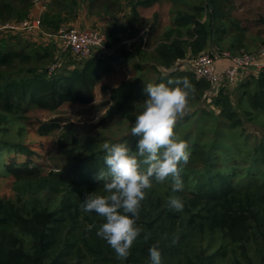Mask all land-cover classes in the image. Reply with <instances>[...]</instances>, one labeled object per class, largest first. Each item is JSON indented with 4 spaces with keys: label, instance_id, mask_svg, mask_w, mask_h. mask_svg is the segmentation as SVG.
Listing matches in <instances>:
<instances>
[{
    "label": "trees",
    "instance_id": "trees-1",
    "mask_svg": "<svg viewBox=\"0 0 264 264\" xmlns=\"http://www.w3.org/2000/svg\"><path fill=\"white\" fill-rule=\"evenodd\" d=\"M154 1L51 0L42 19L52 31L76 19L82 9L88 15L114 19L108 30L111 52L90 58L64 53L70 57L64 55L60 66L52 71L50 66L58 61L53 43L31 42L20 33L0 37V172L26 177L21 180L24 190L34 185L39 189L26 200L0 197V264H75L70 261L72 255L77 256L78 264L87 256L95 264H149L148 249L156 242L162 264H169V258L176 259L175 264H209L217 254L224 255L229 250L233 264H244L242 259L264 264L260 245H264V133L253 135L255 139L251 141L245 128L264 118V65L258 74L248 71L238 84L240 96L236 101L226 86H221L217 94L209 92L212 84L208 80L197 76L191 66L178 63L189 53L196 56L208 50L211 43L231 53H240L248 46L241 37L243 26L227 18L224 0L198 1L178 8L172 24L163 31V39L152 50L155 62L147 59L149 52L141 34L144 26L139 24L138 8ZM32 6L33 0H0V21L21 19ZM204 12L208 14L206 18ZM120 14L124 24L118 22L122 20ZM226 19H230L229 26ZM231 28L237 34L231 39L230 49H222V33H230ZM126 37H134L135 41L125 45ZM257 58L264 60L259 54ZM121 59L132 64L137 74L116 86H103L110 91L111 113L125 112L130 126L135 109L139 110L145 98L143 88L149 81L144 79L147 71L143 69L147 66L158 72L152 82L169 76L188 77L194 85L188 105L199 101L205 104L202 110L179 115L175 124V131L187 142L190 153L181 169L184 188L175 193L183 200V209L167 206V198L173 195L170 178L154 182L139 209L137 223L142 231L124 259H118L114 249L96 235L104 218L95 211L82 212L80 205L87 193H103L102 181L95 179L106 168L103 144L127 140L134 148L138 137L129 132L117 138L82 142L59 170L48 175H41L39 163L31 158L33 149L5 137L8 120L17 118L19 111L26 112L32 106L51 110L64 101H91L102 76L114 70V61ZM227 63L228 59H223L219 67ZM59 126L57 119L43 121L38 131L47 134ZM65 127L70 130L60 135L58 147L71 150L70 145L64 147L66 141H79L74 123ZM82 146L85 150H81ZM20 151L28 153L25 161L17 160ZM36 179H41L40 186ZM160 185L161 192L157 189ZM89 224L93 227L89 228ZM145 234L147 240L143 238ZM254 251L259 253V262L252 258Z\"/></svg>",
    "mask_w": 264,
    "mask_h": 264
},
{
    "label": "rangeland",
    "instance_id": "rangeland-1",
    "mask_svg": "<svg viewBox=\"0 0 264 264\" xmlns=\"http://www.w3.org/2000/svg\"><path fill=\"white\" fill-rule=\"evenodd\" d=\"M198 1L204 2V0H156L149 6H140L138 8L141 15L139 24L144 26L141 34H143L144 36V44L147 48V51L149 52L146 56L147 59L155 62L152 50L156 46L157 42L163 39V31L172 24V19L174 17L175 11L178 8H185L186 6H189L192 3ZM224 1V9L228 13L227 18H229L230 16L232 20L237 21L240 26H243L244 33L243 35L241 34V37L246 40V43L248 45L243 48L249 49L247 51H250L252 53L259 54L261 46H264V23L260 21V16L264 17V0ZM38 11L39 9L36 7L35 13H37ZM127 13H129V11H127ZM207 15L208 14L204 12L203 18H206ZM225 21L227 23V26H229L230 19H226ZM94 25L95 22L89 26ZM236 34L237 33L233 31L232 28L230 30V33H222V37H224V39L221 40L222 45L220 47H222V49H230L229 45L231 44V39ZM133 39L135 41L134 37H126L123 40L124 43H122L125 45H130ZM31 40V42L35 41L33 39ZM214 45L219 46L217 43H211L208 50H210ZM233 50L236 49L234 48ZM55 51V56H60L58 55L56 49ZM61 55H63V53H61ZM189 55L190 53L186 58L180 60L182 62L178 61V63L189 66ZM66 56H68L67 59L70 57L69 55ZM121 60H115L114 70L105 73L102 76L101 81L95 86L93 90V98L91 101L84 103L79 101H64L60 103L55 109L51 110L47 108H41L39 106H32L26 112H17L15 114L17 118H11L10 120H8L7 125L9 126V130L7 131L5 137H7V139H12L14 141L24 143L29 148L34 150V153H32L30 156L36 163H39V166L41 167L39 169L41 175H48V172L52 170H59V167L61 168L65 163L64 160L66 159V157L76 152L77 149L80 148L79 146L82 142L93 143L94 140L99 138H117L130 132V122L125 118V112H118L117 110L116 112L111 113L113 105L109 95L110 91L105 89L103 86L104 84L109 87L116 86L122 81L131 80L133 76L137 74V71L136 69H134V66L132 64H128L127 61ZM59 61L60 58L57 61L58 67L61 64V62ZM145 71L147 72L144 73V79L147 77L148 79H146L149 82H152L153 78L158 74L157 70H155L151 66L145 67V69H143V72ZM247 74L243 73L241 78L237 82H231L227 84L223 83L222 85V87L226 86L229 91H232L234 93L233 98L236 101L240 96L238 84L246 78ZM202 106H205V104L202 105L201 101L192 106L187 105L183 114L190 111H195L197 108L202 110L204 109ZM53 119H57L60 123V126L48 131L47 134H41L38 131L41 122L50 121ZM68 123H74V133L77 137L76 139L79 142L75 144H68L66 141L67 144L65 143L64 147L70 145L73 148L71 150L60 149L58 147V142L61 139L60 135L70 130L69 128L65 127V125H67ZM254 123L255 124L249 123L245 126L246 131L250 135L251 141H254L255 139L253 135H257L258 137V135L264 133V118ZM84 147L85 146H82L81 150H85L83 149ZM16 158L19 162L25 161L28 158V153L25 151H20V153H17ZM25 178L19 177L14 173L6 174L4 172H0V197L11 198L17 201L26 200L33 194V190L39 191L36 185H34L32 189L24 190V188L21 186L24 183L21 182V180H25ZM36 180L39 181L38 185L40 186L41 179ZM164 186L166 187V185ZM157 189L161 192L163 190V187L160 185ZM204 243H206V241H204ZM219 243L220 240L218 239L216 244L219 245ZM260 245L264 249V245ZM255 247L256 245L253 243V250L255 249ZM258 255L259 253L254 251V255H252L254 262H259V259L257 257ZM70 257V261L78 264L76 261V255H72ZM173 260L176 261V259L174 258H169L168 263L175 264ZM233 260L234 259H231V252L229 250L224 255L217 254L215 260H213L209 264H233ZM83 262L85 264H95L93 260L88 259V256L86 260H83ZM242 262L244 264H251L246 259H242Z\"/></svg>",
    "mask_w": 264,
    "mask_h": 264
},
{
    "label": "clouds",
    "instance_id": "clouds-1",
    "mask_svg": "<svg viewBox=\"0 0 264 264\" xmlns=\"http://www.w3.org/2000/svg\"><path fill=\"white\" fill-rule=\"evenodd\" d=\"M193 91L194 85L186 76L145 83V98L139 110L135 109L130 127V133L138 137L135 147L127 140L103 144L106 168L95 176L102 181L103 193L96 190L87 193L80 206L82 212L95 211L104 218L96 228V235L114 249L118 259L128 257L132 244L140 236L139 209L146 190L154 182L170 178L173 195L167 198V206L174 210L184 207L175 193L184 188L181 169L190 153L187 142L175 131V124ZM143 238L147 240L148 234ZM158 244L153 243L148 249L149 264H162Z\"/></svg>",
    "mask_w": 264,
    "mask_h": 264
},
{
    "label": "built area",
    "instance_id": "built-area-1",
    "mask_svg": "<svg viewBox=\"0 0 264 264\" xmlns=\"http://www.w3.org/2000/svg\"><path fill=\"white\" fill-rule=\"evenodd\" d=\"M48 1L50 0H33V6L27 16L0 21V37L8 33H20L30 35L38 42H51L60 55L57 56L58 60L60 58L59 62L62 61L64 53H71L78 58H90L102 57L111 52L108 46V32L100 26L62 25L55 31L48 29L42 19ZM34 7L39 9L37 13L32 11ZM257 55L246 50L231 53L229 50H221L214 46L196 56L189 55L188 64L197 76L212 84L209 92L217 94L223 83L237 82L243 73L252 71L258 74L264 65V60L258 59ZM259 55L264 56V46H261ZM223 59H228V63L219 67V61ZM57 65V62L53 63L50 71Z\"/></svg>",
    "mask_w": 264,
    "mask_h": 264
},
{
    "label": "crops",
    "instance_id": "crops-1",
    "mask_svg": "<svg viewBox=\"0 0 264 264\" xmlns=\"http://www.w3.org/2000/svg\"><path fill=\"white\" fill-rule=\"evenodd\" d=\"M51 1V0H50ZM50 1L47 2L45 10L48 8V5ZM44 10V11H45ZM32 11H36V7L32 9ZM83 12V13H80ZM78 14V17L74 20H71L63 25H76V26H89L92 25L95 22L94 26H100L104 28L105 30H108L114 25V19L111 18H106V17H99V16H93V15H88L85 9H82ZM119 16L122 17L120 14ZM125 20V18L122 17V20L118 21L120 24ZM28 37L29 39H33L32 36L30 35H23ZM34 40V39H33Z\"/></svg>",
    "mask_w": 264,
    "mask_h": 264
},
{
    "label": "water",
    "instance_id": "water-1",
    "mask_svg": "<svg viewBox=\"0 0 264 264\" xmlns=\"http://www.w3.org/2000/svg\"><path fill=\"white\" fill-rule=\"evenodd\" d=\"M260 21L264 23V17L260 16Z\"/></svg>",
    "mask_w": 264,
    "mask_h": 264
}]
</instances>
